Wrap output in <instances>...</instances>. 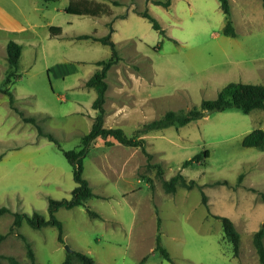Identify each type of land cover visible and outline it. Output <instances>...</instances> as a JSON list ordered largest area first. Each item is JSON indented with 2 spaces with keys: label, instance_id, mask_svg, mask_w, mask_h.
Returning a JSON list of instances; mask_svg holds the SVG:
<instances>
[{
  "label": "rangeland",
  "instance_id": "rangeland-1",
  "mask_svg": "<svg viewBox=\"0 0 264 264\" xmlns=\"http://www.w3.org/2000/svg\"><path fill=\"white\" fill-rule=\"evenodd\" d=\"M88 1L112 5L111 0ZM166 1L122 3L134 2L135 11L147 8L165 35L139 14L117 20L111 39L120 59L105 78L103 125L143 137L151 157L110 136L95 138L83 157L82 175L96 196L84 205L58 208L55 216L63 225L58 241L53 225L33 228L23 220L11 231L13 212L36 209L47 218L48 197H70L75 182L63 150L78 149L81 135L90 129L95 90L83 80L97 60L110 55V47L89 39L67 43L48 37V23L72 33L92 32L96 19L91 15L64 10L71 0H0V10L23 25L0 29V83L7 70L6 42L14 39L21 44V55L20 75L7 84L13 105L33 116L60 146L39 136L0 92V206L10 209L0 214V233L5 234L0 264H10L7 255L20 264H60L65 245L98 264H264L253 244V233L264 229V145L241 144L249 131L264 129V107L249 113L204 110L182 126L137 132L166 111L186 112L215 98L230 81L264 85L262 0H229L235 36L222 32L218 0H168L164 5ZM95 26L99 33L101 26ZM70 57L85 62L63 63L62 58ZM196 152L200 160L183 167ZM179 171L195 185L166 192L163 180ZM212 214L233 221L240 237L237 255ZM157 217L171 261L154 250ZM262 241L264 245V234ZM71 251V264H80Z\"/></svg>",
  "mask_w": 264,
  "mask_h": 264
},
{
  "label": "trees",
  "instance_id": "trees-1",
  "mask_svg": "<svg viewBox=\"0 0 264 264\" xmlns=\"http://www.w3.org/2000/svg\"><path fill=\"white\" fill-rule=\"evenodd\" d=\"M50 1V0H46ZM112 4L118 5V0H111ZM156 4L159 2H155ZM168 0L164 2L167 5ZM219 7L224 16V26L222 32L225 35L235 36L234 26L231 20L230 3L229 0H218ZM264 7V0H262ZM64 10L72 14H88L91 16L110 14L111 9L109 6L100 3H91L88 0H71ZM139 15L145 17L151 24L152 28L158 31L160 34L165 35V29L162 27L160 22L153 16L147 8L136 11ZM53 28L60 31V26H50V33L53 34ZM113 31L111 23H109V31L107 34L96 37L92 34H80L78 38H91L97 40L110 47V55L105 59H99L95 63L98 66L92 74L83 80V85L92 87L95 90V96L92 100L91 107L95 109L96 113L93 117L90 129L85 134L81 135L80 147L78 149L63 150V153L72 167V176L75 182V186L70 190V197L53 198L48 197V217L45 218L38 210L34 209L31 213L15 211L13 212V220L11 225V231L18 227L23 220H25L31 227L40 228L46 225H53L57 228V240L62 241V222L55 216V212L60 207L72 208L77 205H84V202L93 196H96L92 191L88 180L83 177V157L88 151L91 142L97 137H112L118 142L128 145L139 147L147 157H151V154L145 148V139L138 137L137 135H127L121 127H106L103 125L105 91L107 88L106 74L107 70L115 64L119 59L118 52L114 41L111 39L110 34ZM6 59H7V70L2 83H0V92L7 95L9 106L14 109L25 122H31L39 136H46L50 141L55 142L58 146L57 139L48 132H45L41 126L36 122L33 116H25L18 107L13 105V93L7 84L13 82L19 77L18 66L19 58L21 55V44L14 40L8 39L6 42ZM216 107L217 110H226L230 108H237L243 113H249L255 109H261L264 107V85L260 83H247L241 81H231L225 84L217 93L213 99H203L198 107H193L186 112H175L172 110L166 111L159 118L153 119L149 122L143 123L137 132H147L153 129H159L168 125L182 126L188 122L200 118L203 115V111ZM241 144L246 147H261L264 145V129L255 128L246 133L241 140ZM60 147V146H59ZM204 154L208 156V151L205 150ZM201 158V153L196 152L191 158L183 161L182 166L185 167L192 162H197ZM163 187L166 192H172L176 189L177 185L184 186L186 188H192L195 185L194 179L187 180L186 177L179 171L172 175L169 179H164ZM201 200L204 205L206 204V196L202 192ZM92 212L91 210H88ZM10 212V209L2 205L0 206V214ZM94 213V212H93ZM213 217L217 218L221 222L222 232L224 237L232 243L234 255H237L239 249V233L235 229L233 221L230 217L220 214H212ZM160 218L156 220V236H155V247L160 255L171 261V257L166 248L161 244L160 239ZM264 234L263 227L259 228L253 233V244L255 250L259 256L261 263H264V245L262 237ZM23 236V235H22ZM5 237L4 233H0V241ZM24 238V236H23ZM27 245V253L31 260H33V252ZM80 264H98L96 261L84 252L77 250L71 251ZM7 259L10 264H20L19 261L12 255H7ZM145 258H142V261ZM60 264H71L70 253L67 252L64 260Z\"/></svg>",
  "mask_w": 264,
  "mask_h": 264
},
{
  "label": "crops",
  "instance_id": "crops-1",
  "mask_svg": "<svg viewBox=\"0 0 264 264\" xmlns=\"http://www.w3.org/2000/svg\"><path fill=\"white\" fill-rule=\"evenodd\" d=\"M103 1H106V0H103ZM120 1H119L120 3L118 5H114V4L110 5V9H111V12H112V13H110V15L102 14V15L91 16L92 18L96 19L94 24L95 25L97 24V25L101 26L99 33L96 32L97 31V26H95V25H94V28H93L92 32H84V33H81V32L74 33L73 32L72 33V32H68L64 25H53V24L48 23L47 24L48 37L53 38V39H60V40H63L64 42H67V43L76 42L79 39H85V40L89 39V40H92V41H95V42H99V41L93 40L91 38H78V35H80V34H92V35H94L96 37L103 36V35L108 33V31H109V23H111V26L113 27V31L111 32L110 37L114 38V34L117 31L116 21L120 20V19L126 20V19L132 17L133 15H137L138 14L134 10V6H135L134 2H132V4H129L128 6H126L125 4L127 2H129V0H120ZM123 2L125 4H122ZM73 15L75 16V15H85V14H73ZM71 24H72V20H68L67 25H71ZM50 26H60L61 29H60V31H58L56 28H53L54 33L51 34L50 30H49ZM13 28L22 29L23 25L20 22H18L17 20L13 19L12 16L7 15L6 12H2V10H0V29H7L8 30V29H13ZM129 39H130V37H129ZM63 59H64V61H66V62H63V63H67V60H69V61H73L74 60V61L79 62V63H84L85 62V60H83V59H77V58H71V57L70 58H66V59L62 58V60ZM97 67H98L97 65L92 67L89 70L90 73L92 74V72ZM238 74H240L239 70H238ZM86 76H83V77L86 78ZM236 81H241V80H236ZM91 103H92V101H91Z\"/></svg>",
  "mask_w": 264,
  "mask_h": 264
},
{
  "label": "water",
  "instance_id": "water-1",
  "mask_svg": "<svg viewBox=\"0 0 264 264\" xmlns=\"http://www.w3.org/2000/svg\"><path fill=\"white\" fill-rule=\"evenodd\" d=\"M215 110H217L216 107H213V108L207 109L205 111V113L208 114V113L213 112ZM65 249H66V252H70L71 251V248L68 245H65Z\"/></svg>",
  "mask_w": 264,
  "mask_h": 264
}]
</instances>
